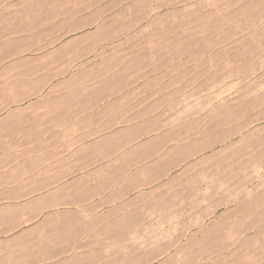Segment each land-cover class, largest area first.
<instances>
[{
	"label": "crops",
	"instance_id": "1",
	"mask_svg": "<svg viewBox=\"0 0 264 264\" xmlns=\"http://www.w3.org/2000/svg\"><path fill=\"white\" fill-rule=\"evenodd\" d=\"M31 9L0 11V37L30 23ZM65 45L22 59L54 62L41 82L0 85V264H264V194L243 220L238 196H192L190 131L155 115V70L61 76L58 62L87 58ZM240 236L263 237L258 259H169L197 252L200 237L208 252Z\"/></svg>",
	"mask_w": 264,
	"mask_h": 264
},
{
	"label": "rangeland",
	"instance_id": "2",
	"mask_svg": "<svg viewBox=\"0 0 264 264\" xmlns=\"http://www.w3.org/2000/svg\"><path fill=\"white\" fill-rule=\"evenodd\" d=\"M182 2L199 11L190 14ZM23 4L32 6L34 19L14 35L0 37V85L41 82L39 70L54 62L22 59L50 52L56 40L65 42V52L87 57L58 62L61 76L93 77L110 68H127L135 75L155 70V115H162L168 125L184 126L186 137L190 131L192 196L199 197L203 190L209 198L238 196L241 220L247 217L249 198L262 202L264 0H0V11ZM55 8L57 14L52 13ZM214 8L223 22L207 33ZM201 13H208V19ZM172 26L180 28L172 33ZM189 34L197 41L192 50L186 42L173 44ZM10 41L23 47L4 50L3 44ZM24 68L32 69V75L20 76ZM2 97L7 93H0ZM198 239L197 252L189 254L184 246L169 259L243 263L249 253L255 252L258 259L263 248V237L240 236L238 247L232 246L237 238L218 237L219 244L207 252L201 243L205 238Z\"/></svg>",
	"mask_w": 264,
	"mask_h": 264
},
{
	"label": "bare ground",
	"instance_id": "3",
	"mask_svg": "<svg viewBox=\"0 0 264 264\" xmlns=\"http://www.w3.org/2000/svg\"><path fill=\"white\" fill-rule=\"evenodd\" d=\"M156 1H157V0H156ZM188 2H190V0H188ZM182 3H183L184 5L186 4L185 2H182ZM216 3H217V2H216ZM216 3H214V4H216ZM237 3H238V1H237ZM240 3H241V2H240ZM240 3H239V4H240ZM257 3H258V2H257ZM180 4H181V3H180ZM211 4H212V3H211ZM249 4H251V2H250ZM178 5H179V4H178ZM189 5H190V4H188V6L185 5L184 8H185L186 10H190V11H189L190 14H194V13H197V11H199V7H198V8H197L198 10L193 8L192 10L195 11V12H192V10L188 8ZM198 5H199V4H198ZM115 6H116V5H115ZM165 6H166V5H165ZM186 6H187V7H186ZM190 6H191V5H190ZM224 6H225V5H224ZM200 7H201V6H200ZM216 7H217V6H216ZM238 7H239V6H238ZM248 7H250V6H249V5H246L245 8H248ZM195 8H196V7H195ZM219 8H221V6H219ZM234 8H235V7H234ZM159 9H160V8H159ZM239 9H240V8H239ZM174 10L176 11V9H174ZM175 11H174V13H175ZM184 11H185V10H184ZM200 11H201V10H200ZM229 11H230V10H229ZM239 11H240V10H239ZM242 11H243V10H241L240 12H242ZM179 12H181V11H179ZM204 12H205V11H204ZM212 12H213V13H212V18H213V20H212L213 22H212V23H213V24L210 25L209 22H207V21L205 20V21L208 23V25H207V23H205V24L208 26V27H207L208 30H206V29H207L206 27H203V28H206L205 30H206L207 33L210 32V31H212L213 28H214V29L217 28L219 24L221 25V21H222V19H221V17H220V14H218V8H214V11H212ZM243 12H245V10H244ZM176 13H177V12H176ZM187 13H188V11H187ZM187 13H186V14H187ZM189 13H188V14H189ZM210 13H211V12H210ZM238 13H239V12H238ZM179 14H180V13H179ZM182 14H183V13H182ZM190 14H189V15H190ZM201 14H202V15H201L202 17H203L204 14H205V17H204V18L208 19V17H206V15H207L208 13H207V14H206V13H204V14L201 13ZM64 15H65V14H64ZM173 16H174V15H173ZM177 16H178V14H177ZM177 16H176V17H177ZM201 16H200V17H201ZM208 16L210 17V14H209ZM168 17H170V16H168ZM168 17H167V18H168ZM174 17H175V16H174ZM176 17H175V18H176ZM178 17H179V16H178ZM235 17H236V16H235ZM92 18H93V17H92ZM180 18H182V17L180 16ZM180 18H179V19H180ZM204 18H202V19H204ZM232 18H233V17H232ZM250 18H251V17H250ZM185 19H186V18H185ZM200 19H201V18H200ZM200 19H199V20H200ZM246 19H247V18H246ZM164 20H165V19H164ZM170 20H171V19H170ZM247 20L249 21V19H247ZM171 21H172V20H171ZM197 21H198V20H197ZM202 21H203V20H202ZM168 22H169V21H168ZM172 22H173V21H172ZM174 22H175V21H174ZM222 22H223V21H222ZM184 23H185V22H184ZM202 23H204V22H202ZM210 23H211V22H210ZM251 23H252V21H251ZM88 24H89V23H88ZM177 24H178V23H177ZM182 24H183V23H182ZM78 25L82 26V25H85V24H82V23H81V24H78ZM175 25H176V24H175ZM203 25H204V24H203ZM206 25H205V26H206ZM173 26H174V25H173ZM173 26H172V27H173ZM32 28H33V27H32ZM32 28H31V29H32ZM173 28H174V29H173ZM173 28H172V29H173V30H172V33H174L173 31L178 30V29L180 28V26H176V27H173ZM165 29H167V28H165ZM185 29H186V28H185ZM169 30H170V29H169ZM187 30H188V29H187ZM167 31H168V29H167ZM170 31H171V30H170ZM170 31H168V33H169ZM181 31H182V30H181ZM184 31H185V30H184ZM162 32H165V30H163ZM179 32H180V31H179ZM187 32H188V31H187ZM165 33H166V32H165ZM168 33H167V35L169 36V34H170L171 32H170L169 34H168ZM183 33H184V32H183ZM188 33H189V32H188ZM190 33H191V32H190ZM163 34H164V33H163ZM163 34H162V35H163ZM184 34L187 35L186 32H185ZM192 34L194 35V33H192ZM185 35L176 38V40H175V42H174L173 44L176 46V45H182V44H180V43H184V42H186V43H187V44H186L187 46H189L190 48H191V47L193 48L195 45H193V46H191V45H192L194 42H197L196 39H194V38L191 36V34H189V36H185ZM164 36H165V34H164ZM71 37H72V36H71ZM76 37H77V36H76ZM173 37H174V36H173ZM173 39H174V38H173ZM173 39H170V41H171V40L173 41ZM30 42H31V41H30ZM31 43H32V42H31ZM175 43H176V44H175ZM21 44H22V43H21ZM21 44L16 43V42H15V43H12V42L9 43V42H7L6 47L9 48L10 50H11V49L13 50V49H15V48L17 49V47L21 46ZM25 44H27V43H25ZM4 45H5V44H4ZM4 45H3V46H4ZM4 47H5V46H4ZM22 47H23V45H22ZM189 47H187V48H185V49L187 50V49H189ZM7 48H4V49H7ZM192 48H191V50H192ZM180 49H181V48H180ZM185 49H184V50L182 49L181 51H184V52H185V51H186ZM179 51H180V50H179ZM156 54H157V52H156Z\"/></svg>",
	"mask_w": 264,
	"mask_h": 264
}]
</instances>
